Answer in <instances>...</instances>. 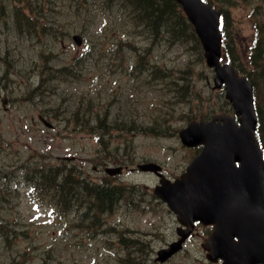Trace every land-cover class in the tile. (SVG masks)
Listing matches in <instances>:
<instances>
[{
  "label": "rangeland",
  "instance_id": "1",
  "mask_svg": "<svg viewBox=\"0 0 264 264\" xmlns=\"http://www.w3.org/2000/svg\"><path fill=\"white\" fill-rule=\"evenodd\" d=\"M216 1L226 8L224 50H234L238 66L253 75L264 108V73L251 62L256 53L264 58V0ZM0 2V91L9 100H0V264H147V253L132 256L141 250L125 231L131 236L130 226L145 238L156 232L154 251L174 236L176 216L154 199L157 177L129 169L110 176L91 162L157 160L174 177L193 157L178 129L230 105L224 90L213 88L192 31L185 26L174 38L164 26L155 33L116 0ZM76 32L81 45L72 39ZM130 74H137L135 86L120 87ZM132 111L137 120H129ZM152 121V130L143 129ZM44 165L71 166L74 178L79 172L90 182L135 185L142 202L130 209L132 191H125L97 215L92 195L76 190L77 202L65 204L32 186L31 173ZM197 236L170 262L156 264L202 261Z\"/></svg>",
  "mask_w": 264,
  "mask_h": 264
},
{
  "label": "water",
  "instance_id": "2",
  "mask_svg": "<svg viewBox=\"0 0 264 264\" xmlns=\"http://www.w3.org/2000/svg\"><path fill=\"white\" fill-rule=\"evenodd\" d=\"M179 1L196 26L208 64L215 66L216 86L223 82L227 85V97L241 114L240 124L234 114H216L210 121H193L181 131V137L188 145L203 143L201 153L181 178L175 182L162 179L155 191L182 221L200 218L216 224L211 240L217 242L218 255L226 264L264 262V157L255 135L258 120L253 87L245 77H239L233 66L222 65L219 60L220 12L203 0ZM141 167L157 171L154 163ZM179 246L176 243L173 249L164 250L162 257Z\"/></svg>",
  "mask_w": 264,
  "mask_h": 264
},
{
  "label": "trees",
  "instance_id": "3",
  "mask_svg": "<svg viewBox=\"0 0 264 264\" xmlns=\"http://www.w3.org/2000/svg\"><path fill=\"white\" fill-rule=\"evenodd\" d=\"M123 3H129L132 6L133 15L138 13V21L143 22L146 21L149 25H161L165 26L169 30H173L176 28L177 23L176 19L180 20V17H184L182 9L179 3L176 0H117ZM212 1V0H209ZM226 2V0H222ZM179 15V18H177ZM185 18V17H184ZM181 21V20H180ZM183 24L189 25L191 28L193 26L188 22H182ZM157 32V29L155 30ZM194 33V31H193ZM197 39V38H196ZM255 65H259V62L254 59ZM262 67V64H261ZM252 83L254 81L250 78ZM257 112L259 117V126H258V135L260 141L264 148V108L261 104L257 103ZM140 128V127H139ZM53 182H50V185ZM56 186V190L58 194L62 193L69 194L68 186H63L61 183L54 182ZM96 190V196L100 200H110L116 194V190L113 188L105 187L98 188Z\"/></svg>",
  "mask_w": 264,
  "mask_h": 264
},
{
  "label": "bare ground",
  "instance_id": "4",
  "mask_svg": "<svg viewBox=\"0 0 264 264\" xmlns=\"http://www.w3.org/2000/svg\"><path fill=\"white\" fill-rule=\"evenodd\" d=\"M139 128V127H138ZM85 188H83V187H76L75 186V190H77V191H82V190H84ZM90 193H93L94 191H96L95 189H89L88 190Z\"/></svg>",
  "mask_w": 264,
  "mask_h": 264
}]
</instances>
